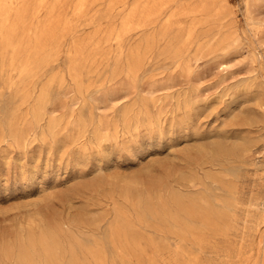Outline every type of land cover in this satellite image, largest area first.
Masks as SVG:
<instances>
[{
    "label": "rangeland",
    "instance_id": "rangeland-1",
    "mask_svg": "<svg viewBox=\"0 0 264 264\" xmlns=\"http://www.w3.org/2000/svg\"><path fill=\"white\" fill-rule=\"evenodd\" d=\"M0 264H264V0H0Z\"/></svg>",
    "mask_w": 264,
    "mask_h": 264
},
{
    "label": "bare ground",
    "instance_id": "bare-ground-1",
    "mask_svg": "<svg viewBox=\"0 0 264 264\" xmlns=\"http://www.w3.org/2000/svg\"><path fill=\"white\" fill-rule=\"evenodd\" d=\"M130 107V106H129ZM91 110V109H90ZM133 110H134V108H133ZM128 112V111H127ZM127 116V115H126ZM122 118V117H121ZM130 121V120H129ZM262 122V121H261ZM126 131V130H125ZM145 147V146H144ZM142 151V150H141Z\"/></svg>",
    "mask_w": 264,
    "mask_h": 264
}]
</instances>
